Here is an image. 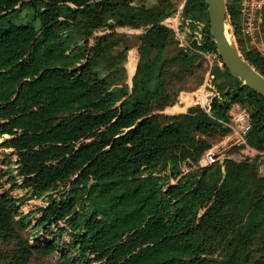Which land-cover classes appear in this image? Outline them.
Wrapping results in <instances>:
<instances>
[{
  "label": "trees",
  "instance_id": "1",
  "mask_svg": "<svg viewBox=\"0 0 264 264\" xmlns=\"http://www.w3.org/2000/svg\"><path fill=\"white\" fill-rule=\"evenodd\" d=\"M176 11L172 0H0V189L27 195L0 191V264L54 253L51 264H264L256 161L233 159L231 146L222 162L196 165L229 133L232 104L249 113L244 145L264 150V97L214 67L221 101L164 113L198 58L164 23ZM227 12L239 35L238 12ZM186 19L209 33L205 0H185ZM237 39L264 75V54Z\"/></svg>",
  "mask_w": 264,
  "mask_h": 264
},
{
  "label": "rangeland",
  "instance_id": "2",
  "mask_svg": "<svg viewBox=\"0 0 264 264\" xmlns=\"http://www.w3.org/2000/svg\"><path fill=\"white\" fill-rule=\"evenodd\" d=\"M136 2L146 3L148 5H152L156 2V0H135ZM175 8L177 9L178 6L181 4L182 0H172ZM226 2V24L229 27V33H230V40L235 45L236 49L239 51L240 54H242L244 57V53L241 50V45L237 39V37H240L243 41L242 44L247 49H255L258 52L264 54V24H263V17H262V10L264 7V0H225ZM235 7V10L238 12V19L240 24V34L236 35L234 32V29L231 26L230 18L227 12L228 7ZM28 14H30V11H27ZM16 22H19V20L14 19ZM203 22V21H202ZM182 27V26H180ZM179 27V28H180ZM129 32H134V30H127ZM136 32V31H135ZM131 34V33H127ZM240 39V40H241ZM133 51L129 52V56L127 58V67L130 68V70L133 68V65L135 63V59L132 55ZM207 59L203 57H199L196 59V61L193 64L192 67V73L186 74L181 82H176L175 86H183L184 90L181 92H186L188 90H191L196 86L202 79L203 76H205L206 70H207ZM216 84L218 87V80L215 78ZM180 92V93H181ZM220 92V91H219ZM179 93V94H180ZM222 138H214L212 140V145H217V151L220 154V156L223 158V155L225 154V151L228 150L230 147L229 143H221ZM0 151H2L0 149ZM10 184H5L0 191H7L10 195L16 197V198H23L24 191L21 189H11ZM53 196L56 197L57 194L53 193ZM46 196H43L41 198H31V199H25L23 201L22 207L20 210L24 214H30L32 212L34 207H38L39 205H42L45 203ZM32 220V223L34 224L36 219L30 218ZM31 226H28L26 230H30ZM31 235L34 237H38L40 242H43L45 239V236L42 232H34L31 231ZM30 242L33 243V240L30 239ZM1 249V244H0ZM57 258V253L51 254L47 257H37L33 254V256L30 258L28 264H51L53 263Z\"/></svg>",
  "mask_w": 264,
  "mask_h": 264
},
{
  "label": "built area",
  "instance_id": "3",
  "mask_svg": "<svg viewBox=\"0 0 264 264\" xmlns=\"http://www.w3.org/2000/svg\"><path fill=\"white\" fill-rule=\"evenodd\" d=\"M180 11L181 7L172 16L176 19H180ZM166 25L170 26L169 24ZM172 28L175 31L179 46L188 49L189 52L198 54V58L203 57L208 61L203 82L196 89L197 93L194 95V105H201L206 109V111H209L211 101L214 98L220 101L223 99L222 93L219 92L215 84V76L212 73V70L214 67L219 69H223L224 67V64L216 50L208 48L200 49L197 47L212 40L210 31L209 33L207 32L206 23L204 21L202 22L201 20L189 19H186L184 23H180L179 21ZM228 114L229 121L225 123V125L231 130L230 136L234 138L233 142L235 141L233 145L245 144L246 136L251 129L249 113L246 109L237 105L236 109L232 113L229 111ZM217 148V145H213L207 149L197 161L196 165L198 167H205L215 162H222L223 158L218 153ZM257 169L260 174L264 175V163L258 162Z\"/></svg>",
  "mask_w": 264,
  "mask_h": 264
},
{
  "label": "water",
  "instance_id": "4",
  "mask_svg": "<svg viewBox=\"0 0 264 264\" xmlns=\"http://www.w3.org/2000/svg\"><path fill=\"white\" fill-rule=\"evenodd\" d=\"M205 4L209 31L224 67L232 76L239 78L244 85L264 97V75L254 68L226 37L225 0H205Z\"/></svg>",
  "mask_w": 264,
  "mask_h": 264
},
{
  "label": "crops",
  "instance_id": "5",
  "mask_svg": "<svg viewBox=\"0 0 264 264\" xmlns=\"http://www.w3.org/2000/svg\"><path fill=\"white\" fill-rule=\"evenodd\" d=\"M184 2H185V0H182L181 4L177 8V11H178V9L180 7L182 9ZM179 21H180V19H176L175 17L170 16L167 19H165L164 22H165V24H169L171 26V28H172ZM132 55H133V58H134V53L133 52H132ZM128 56H129V54H128ZM126 67H127V63H126ZM134 68H135V63H134L133 68L131 70H130V68L127 67L129 78L133 74ZM215 84H216V80H215ZM216 86H217V84H216ZM196 89L192 90V91L181 92L178 95V98H177V101L175 102V104L170 106V107H167L164 110V113L174 114V113L184 112L189 106L194 105V95L197 93ZM217 89H218V87H217ZM237 105L238 104H233L231 106V108L229 110L230 113H232L236 109ZM175 106H178L177 110L173 109V107H175ZM230 135H231V130L229 131V133L226 136H224L222 138V142L221 143H229L228 147L240 146L239 151L231 155V157L233 159L240 160L243 157H248V158H251V159L255 160L256 164L258 162L264 163V150H257V149H254V148L249 147V146L244 145V144L233 145L235 143V141L233 142L234 138L231 137Z\"/></svg>",
  "mask_w": 264,
  "mask_h": 264
},
{
  "label": "bare ground",
  "instance_id": "6",
  "mask_svg": "<svg viewBox=\"0 0 264 264\" xmlns=\"http://www.w3.org/2000/svg\"><path fill=\"white\" fill-rule=\"evenodd\" d=\"M225 34L227 39L229 40L230 44L233 45L235 47V45L232 43V41L230 40V33H229V27L228 25L225 23ZM236 48V47H235ZM238 51V50H237ZM239 52V51H238Z\"/></svg>",
  "mask_w": 264,
  "mask_h": 264
}]
</instances>
